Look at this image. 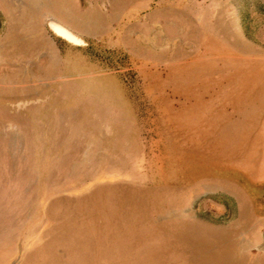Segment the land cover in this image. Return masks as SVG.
I'll return each instance as SVG.
<instances>
[{
  "label": "rangeland",
  "instance_id": "rangeland-1",
  "mask_svg": "<svg viewBox=\"0 0 264 264\" xmlns=\"http://www.w3.org/2000/svg\"><path fill=\"white\" fill-rule=\"evenodd\" d=\"M207 69L263 97L264 0H0V264H264V143L170 136Z\"/></svg>",
  "mask_w": 264,
  "mask_h": 264
},
{
  "label": "crops",
  "instance_id": "crops-1",
  "mask_svg": "<svg viewBox=\"0 0 264 264\" xmlns=\"http://www.w3.org/2000/svg\"><path fill=\"white\" fill-rule=\"evenodd\" d=\"M222 72V70L212 71V69H207V72L204 71L203 75L205 78L203 80L206 83L203 85L202 91L207 93H204L207 99L201 103V107L204 110L198 116H195L193 113V100H190L189 96H185V115L183 119L180 116V122L174 124L173 120L171 123L173 127L170 128V136L250 135V138H255V140L264 143V95L259 98L256 89L242 90L239 92V88H243L245 85L238 84L237 82L234 83V81L229 83L228 80V84L222 85L224 80L219 78V76L223 75ZM191 75V72L185 74L184 81L190 84L191 79L188 77ZM223 92L230 93V97L236 98L233 101L231 99L226 101L224 100V96L219 95ZM46 105L47 102L43 99L41 114L36 117V123L40 125L38 135H59L54 126L50 127L47 124H62L65 123V119L54 115H44L47 113ZM175 106L176 104L170 105L172 109H175ZM235 106L242 110L235 111ZM114 113L115 110H112L108 119L106 115H102L99 112H95V115H92L90 120L84 122L79 118L78 123L81 127H78L77 131L75 129L74 135H81L82 129L88 135H140V122L135 114L122 116ZM82 124L84 125L82 126ZM130 124L138 126L136 129H132ZM179 126L181 127L179 128ZM256 143H250L254 152L257 147ZM218 150L220 154V149ZM258 155L261 157L258 166L245 170L251 175L253 174L252 171L256 170L253 177L256 176L257 179H264V146L260 147ZM116 178L124 177H108L107 179Z\"/></svg>",
  "mask_w": 264,
  "mask_h": 264
},
{
  "label": "bare ground",
  "instance_id": "bare-ground-1",
  "mask_svg": "<svg viewBox=\"0 0 264 264\" xmlns=\"http://www.w3.org/2000/svg\"><path fill=\"white\" fill-rule=\"evenodd\" d=\"M52 27L55 29L56 32L59 34L65 36L66 38L72 40V41H81L75 34L70 30V28L67 25H64L62 23H54L51 22ZM3 260V259H2Z\"/></svg>",
  "mask_w": 264,
  "mask_h": 264
}]
</instances>
